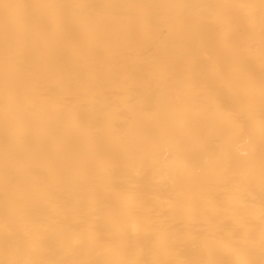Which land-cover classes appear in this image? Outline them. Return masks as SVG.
Segmentation results:
<instances>
[{
  "label": "bare ground",
  "instance_id": "1",
  "mask_svg": "<svg viewBox=\"0 0 264 264\" xmlns=\"http://www.w3.org/2000/svg\"><path fill=\"white\" fill-rule=\"evenodd\" d=\"M0 264H264V0H0Z\"/></svg>",
  "mask_w": 264,
  "mask_h": 264
}]
</instances>
